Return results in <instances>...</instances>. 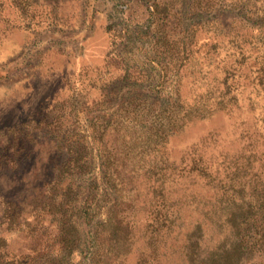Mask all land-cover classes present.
I'll return each instance as SVG.
<instances>
[{
    "label": "rangeland",
    "instance_id": "1",
    "mask_svg": "<svg viewBox=\"0 0 264 264\" xmlns=\"http://www.w3.org/2000/svg\"><path fill=\"white\" fill-rule=\"evenodd\" d=\"M153 1L57 0L59 13L82 15L79 29L62 30L40 24L44 1L29 0L24 17L3 0L14 27L0 34V196L24 205L35 220L46 184L71 187L73 202L91 193L97 217L86 237L101 231L102 249L85 241L69 264L105 262L107 250V264H184L169 230L157 231L159 217L171 211L176 193L200 190L197 162L214 164L235 152L239 120L253 119L209 93L199 70L213 53L192 58L193 48L252 24L253 14L234 8L239 0H168L159 25ZM10 50L14 55L6 57ZM87 67L92 75L82 81L79 72ZM113 208L129 222L119 248L104 228ZM219 238L211 226L206 242L213 247ZM13 243L16 251L27 247L21 235Z\"/></svg>",
    "mask_w": 264,
    "mask_h": 264
},
{
    "label": "trees",
    "instance_id": "2",
    "mask_svg": "<svg viewBox=\"0 0 264 264\" xmlns=\"http://www.w3.org/2000/svg\"><path fill=\"white\" fill-rule=\"evenodd\" d=\"M11 1L26 17L29 0ZM32 1L38 4L44 1L40 22L43 26L54 25L62 30L81 27V10L65 15L64 11L59 13L57 0ZM169 4L168 0L153 1L151 12L159 25L165 23ZM233 6L237 9L242 6L252 13L253 23L232 26L237 29L231 27L213 44L207 41L199 44L193 48L192 58L197 59L203 52L213 53V62L199 70L201 79L210 86L209 93L217 101L231 103L248 114L245 119H253L250 123L239 120L242 131L235 152L227 153L214 164L204 158L197 162L198 169L196 166L193 169H197V177L201 178L198 180L201 183L196 182L200 190L189 197L176 193L170 201L171 211L159 217L157 231L169 230L171 243L185 256L184 264H264V0H239ZM210 7L213 6L208 5L205 11H212ZM3 10L0 0V34L6 36L14 26ZM30 17L36 20L39 15L33 12ZM12 36L18 41L15 33ZM11 51L5 56L14 55ZM92 72L89 67L81 69L80 80H86ZM71 190V187L63 190L60 183L46 184L36 200L35 220H31L24 205H16L15 201L6 203L0 196V224L5 226L0 230V264H69L75 253L84 251L85 241L99 244L98 252L102 249L101 231L91 234L89 239L86 237L87 227L97 217L94 197L90 193L83 202H73L69 197ZM110 212L104 228L110 233L111 246L119 248L127 240L129 222L118 213L113 214L114 208ZM150 214L144 212L146 217ZM211 226L218 229L220 236L213 247L206 242ZM17 235L23 236L27 243L19 251L13 243ZM111 253L107 250L106 264ZM105 262L99 259L94 264Z\"/></svg>",
    "mask_w": 264,
    "mask_h": 264
}]
</instances>
